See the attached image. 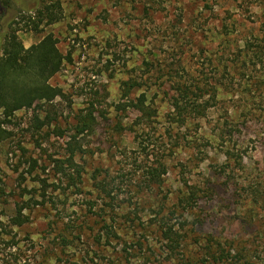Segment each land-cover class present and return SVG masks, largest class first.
I'll list each match as a JSON object with an SVG mask.
<instances>
[{
    "label": "rangeland",
    "instance_id": "obj_1",
    "mask_svg": "<svg viewBox=\"0 0 264 264\" xmlns=\"http://www.w3.org/2000/svg\"><path fill=\"white\" fill-rule=\"evenodd\" d=\"M47 4L60 17L50 25L36 16ZM1 6L2 25L18 31L24 48L52 34L71 61L50 80L61 95L51 105L18 111L9 126L11 138L0 143V264H121L119 250L137 239L148 258L141 259L137 251L124 264H201L207 237L230 246L232 256L264 264V51L255 67L244 52L234 62L235 53L246 42L254 43V37L264 48V0H1ZM145 60L153 64L149 74L143 72ZM243 61L244 74L237 73ZM173 68L203 84L205 98L215 97L205 117L182 129H171L167 117L163 83ZM140 76L145 85L131 91L130 98L145 91L156 109L147 130L158 157H165L159 188H140L129 174V161L138 151L131 132L136 112L116 109L121 83ZM89 108L95 110V130L76 138L81 152L75 161L83 169V184L76 191L66 188L52 160L68 156L75 117ZM34 113L41 120L49 116L50 124L36 130ZM60 130L63 137L57 135ZM221 131L227 133L223 139ZM228 149L241 156V168L227 161ZM29 159L37 161L31 173ZM105 172L114 193L111 202L93 185L94 173L102 180ZM181 177L204 194L183 216L188 245L177 263L166 261L148 222L159 204L176 202ZM39 180L49 184L46 197L54 205L38 203ZM53 185L59 189L53 191ZM24 203H29L23 211L29 220L16 227L14 210ZM91 204L92 212L111 214L114 209L120 244L93 241L101 221L90 213ZM127 216L143 224L133 228L124 222ZM63 228L74 238L80 232L81 238L60 251L55 239Z\"/></svg>",
    "mask_w": 264,
    "mask_h": 264
},
{
    "label": "trees",
    "instance_id": "obj_2",
    "mask_svg": "<svg viewBox=\"0 0 264 264\" xmlns=\"http://www.w3.org/2000/svg\"><path fill=\"white\" fill-rule=\"evenodd\" d=\"M52 7V4L45 5L42 10H37L36 16H40L41 20H46V23L49 25L58 22L60 17L54 14L51 9ZM0 9H2L1 0ZM3 12L0 11V143L11 138L12 132L9 130V126L18 111L31 109L35 106L39 108L42 104L51 105L61 95V90L53 87L50 84V80L61 72L66 61H71L70 57L63 56L59 51L57 46L58 41L52 34L46 35L30 47L24 48L18 42V31L11 25L6 27L2 25ZM223 28L224 30L227 29L226 26ZM227 35V31H225L223 36L227 37ZM253 40L254 43L250 41L246 42L245 49L242 52L238 48L239 51L235 53L234 62H239V58L242 57V53L244 52V58H248L247 62H250L255 67L256 62L263 55L264 48L261 39L254 37ZM248 53L250 56H248ZM241 63L238 66L239 68H237V73L244 74L246 62L243 61ZM143 67V72L149 74L151 68H153V64L145 60L143 61ZM165 76L163 85H165V95L170 106L167 117L171 129L173 126L182 129L186 127L188 122L205 117L208 109L215 105L214 96L210 99L205 98L207 92L203 91V84L195 83L193 79H185V76L178 69L173 68L168 70ZM144 81L143 76L123 81L120 86L121 98L117 103L116 109L123 114L128 108L136 112L135 120L132 123L136 126V129L132 128L131 132L134 133L138 151L136 157L132 161H129V174L133 175L132 177L140 188L144 186L146 188L151 186L159 188L163 183V175L166 172L165 157H158V153L154 150L156 141L153 140L152 134L147 130L156 118V109L150 104L145 91L141 92L135 99L130 98L131 91L140 90L145 85ZM75 118L76 122L73 126L74 134L69 136V141L66 142L65 150L68 156L63 160L54 159L52 163L56 172L62 175L61 178L64 181L63 183L66 184V188H74L76 191H80L79 186L83 184V169L75 161L76 155L81 152L76 138L84 133L90 134L95 130V110L89 108L85 114L80 113ZM33 121L36 130H40L45 125L50 124L49 116H46L45 120H41L38 113H34ZM57 135L63 137L64 132L60 130ZM226 135V132L221 131L219 138L223 139ZM21 150L24 153V149L21 148ZM230 150L228 149L224 152L227 161L230 162L233 159L232 161L235 162L236 169L241 168V156L232 153ZM26 163H29L30 169L28 173H31L37 161L29 159ZM180 174L183 175V172H180ZM108 176L109 173L105 172L103 179L98 180L99 176L94 173L92 180L96 190L103 195V198H108L111 202L114 200V193L109 188L111 181L107 182ZM181 178L183 180L182 190H179L176 202L170 207L165 202L159 204L155 217L152 221L148 222L149 226L153 227L158 235L161 250L166 257V261H176L177 263L181 261V258L185 257L184 248L188 245L187 240L189 236L186 231L182 232L185 227L183 222H186L183 216L198 206L204 194L203 189L195 185H189L183 177ZM39 182L41 184V192L38 194L40 197V202L38 203L41 205L47 203L54 205L46 197L49 184H47L46 180H39ZM53 187V191L59 189V186L53 185ZM3 195V190L0 187V199ZM164 200H166V196H164ZM27 204L29 203L16 204L15 215L11 220L14 226L20 227L28 222V216L23 214L26 206H28ZM104 205L109 208L111 204ZM92 209L93 205L91 204L90 213L99 217L101 221L100 228L92 234L93 241L97 244H110L112 242L120 244V237L116 229V220L113 214L114 209L111 208V212H113L111 214L106 209H101L99 212H92ZM128 217L124 222L129 223L133 228H137L139 224H143V222L137 220V216L132 219H128ZM180 219L183 221L181 222ZM194 224L192 223V225ZM68 228H63L55 239L60 251L66 250L75 239L80 240L81 238L80 232L74 238L67 231ZM206 241L205 258L201 260V264H252L249 260L246 261L243 255L232 256V248L230 246L216 242L211 237H207ZM132 243L131 245L124 244L119 250L120 257L117 260H122L123 264L129 261L132 254H135L137 251H140L142 254L141 259L148 258V256H144L143 254V244L140 239Z\"/></svg>",
    "mask_w": 264,
    "mask_h": 264
}]
</instances>
